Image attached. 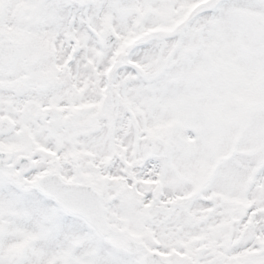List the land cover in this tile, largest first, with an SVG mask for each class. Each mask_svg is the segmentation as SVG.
Segmentation results:
<instances>
[{
    "label": "snow or ice",
    "instance_id": "6c2138e0",
    "mask_svg": "<svg viewBox=\"0 0 264 264\" xmlns=\"http://www.w3.org/2000/svg\"><path fill=\"white\" fill-rule=\"evenodd\" d=\"M0 264H264V0H0Z\"/></svg>",
    "mask_w": 264,
    "mask_h": 264
}]
</instances>
